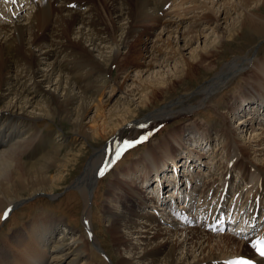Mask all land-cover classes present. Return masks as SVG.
<instances>
[{
    "label": "bare ground",
    "instance_id": "obj_1",
    "mask_svg": "<svg viewBox=\"0 0 264 264\" xmlns=\"http://www.w3.org/2000/svg\"><path fill=\"white\" fill-rule=\"evenodd\" d=\"M239 1L242 6L237 0H202L200 7L189 1L190 7L181 9L185 0H0V225L13 208L36 194L52 197L56 187L65 181L62 168L68 170L71 158L62 154L61 130L43 133L35 122L38 118H60L61 125L69 124L75 137L98 143L104 134L131 121L129 118L135 113L131 105L105 111L106 102L101 98L105 89L107 93L122 89L126 78L112 81V67L119 75L135 66L146 71L154 64L161 68L169 61L162 60V54L170 56V60L178 55L183 58L178 44L183 39L184 45L193 39L199 41L209 26L228 18L231 7L241 6L245 11L239 25L241 31L247 29L256 37H263L264 16L260 9H264V0L260 7H251V0ZM170 2L175 3L165 12ZM171 13L182 14L183 19L177 16L178 20H173ZM188 13H194L193 19ZM183 24L186 28L180 31L182 38L175 36L176 28ZM142 27L151 29L147 35L154 37L155 42L166 43V47L149 48L143 42L144 48L138 49L131 37H140ZM216 36L213 44L207 43L209 49L193 57L192 61L197 62L189 63L184 58L183 68L175 76L193 75L200 67L196 65L198 61L215 55L223 42L222 36ZM234 36L236 31L230 32L227 40ZM123 48L127 51L121 54ZM148 57L151 59L147 61ZM235 75L242 77L239 91L222 109L211 104L213 92ZM167 80L162 78L157 84L148 81L150 86L147 84L140 94L138 107L149 102L147 86L154 90L164 88ZM198 93L203 94V105L215 108L220 118L218 127L191 121L172 128L109 181L102 211L110 219L108 233L115 250L114 261L93 234L89 215L94 185L101 171L104 174L113 169L120 152L116 138L94 150L82 174L71 185L84 198L85 232L72 230L71 240L59 239L56 234L63 220L39 211L10 236L2 237L0 264H98L96 259H103L102 253L111 264H225L233 255H252L253 241L264 235L263 110L259 113L264 109V59L253 55L226 63ZM178 102L183 103L182 111L190 113L195 108ZM251 107L255 114L239 120L237 124L242 126L235 127L227 120V113L245 117L249 115L245 109ZM92 109L97 116L91 124L85 123ZM173 112L172 104H165L144 116L139 124ZM236 130L240 134L249 130L246 141L236 136ZM213 140L223 142L220 150L225 153V164H213V171L222 168L220 180L214 177L206 181L199 172H189L184 188L188 191L169 194L176 198L173 206L141 190L152 176L156 184L166 185L169 176L179 181V154L182 165L203 163V147L209 146L212 151ZM78 162L76 158L75 166ZM171 164L177 170L171 169ZM53 168L55 175L50 173ZM259 214L262 225L257 219ZM234 220L236 228L230 229ZM212 223L214 226L208 228ZM223 225H229L228 231L233 235L214 236L212 232L220 233Z\"/></svg>",
    "mask_w": 264,
    "mask_h": 264
},
{
    "label": "rangeland",
    "instance_id": "obj_2",
    "mask_svg": "<svg viewBox=\"0 0 264 264\" xmlns=\"http://www.w3.org/2000/svg\"><path fill=\"white\" fill-rule=\"evenodd\" d=\"M189 1L195 2V5H197L196 7H200V2L202 0H185V4L181 7V9L190 7ZM237 2H239L242 6V3L239 0H237ZM262 2L263 0H251L250 6L260 7ZM174 3L170 2L169 6L167 7V10L165 8V12L170 11ZM241 6L234 8L231 7L228 18L225 21L223 19L220 20L218 25L212 24L211 26H209L206 30V33H202L203 36L199 38V41H195L193 39L188 45H184L183 39V42H180V44H178L181 45L180 49L182 51L181 53L183 54V58H180V55H178L176 56V58L175 56H173L172 58L175 59L170 60V56L164 57V54H162V57L160 58L162 60L164 58H168L169 61L163 63L161 68L158 64H154V66H152L151 68H149V70L146 71L145 68L143 70V67L141 68L135 66L129 69L128 72H124L122 70L119 75L117 70H114L112 67V70L110 71V78L112 79V81L117 80L119 82H122L125 76L126 78L125 84H123L122 89H117L112 93H107V90L105 89L104 95L101 97L106 102L104 107L105 111L112 109H122L127 105H131L135 113L132 115L131 118H129L131 121H129L127 124L117 130L114 129L111 133L104 134V137L98 143H94V140L91 139L75 137L73 135L74 133L70 131L71 127L69 124H65L62 121L63 125H61L60 118H38L35 122L38 126V129H41L43 133H56L58 130H61V135L65 140H63L62 142L61 150L62 154H65L66 156L68 155L71 158L69 159V168L68 170L62 168L63 175L65 176V181L58 187H56L55 191H53L54 195L52 197L42 193L36 194L35 196L23 202L20 206L13 208L9 212V214L5 217L2 224L0 225V246L2 237L10 236L15 230H17L21 226L22 223L30 221L39 211L47 212L49 214L54 215L56 218H60L61 220H63V226L58 230L56 234V237L59 239L68 238V240H71L72 238L69 234L72 232V230L85 232V227L82 224L84 198L80 190H78L77 188H72L71 185L73 181H75L82 174L84 167L90 159L91 155L93 154L94 150L104 148L112 139L116 138V143L119 144V147L121 148L120 152L113 162V169H109V172L100 175L98 177L97 184L94 185L93 194L91 195L92 212H90L89 215L91 219L93 234L95 235L97 241L103 248L102 250H104V253L108 255L110 260L114 261L113 256L115 255V250L108 233V221L110 219H108L105 213L102 211V206L106 201V192L109 181L115 177L116 173L121 170L123 171L124 167L128 165V163L130 164L133 160H135V158L140 157L144 153V151L148 147H150V145L152 146L156 142H158L159 138L167 134L172 128L182 127L183 125L191 121H197L202 125L206 124L211 128L218 127V125L220 124V118H218L213 105H211L212 107H207L203 105V94L198 93L200 88L204 87L207 82L212 80L214 74H216V72H218L222 66H224L226 63L231 62L234 59H244L245 57H251L253 55H255L256 57H262L264 59V36L258 38L255 36V34H252V32L247 29H244L243 31L240 30L239 25L244 20L245 13ZM261 9V14L264 16V9ZM18 12L19 11H16V13ZM22 14H24V12ZM159 14L163 15L161 12ZM191 14L194 13H188L187 16L190 15L193 19V15ZM169 16H171L173 20L177 19V16L178 19H183L182 14L171 13ZM169 16H167L166 18H168ZM175 25L176 24H174V26ZM184 28H186V24L177 27L176 29L178 31L177 33H175V36L181 37L180 31L184 30ZM140 31L142 33L140 37L137 38V34L134 37H131V41L137 43L138 49L139 47H141L140 50L144 48L143 46L145 45L143 44V42L148 43L147 46L149 48H151V46L153 45H156L161 48L166 47V43L164 45L163 42H155L154 37H149L147 35V33L151 32V29H149L148 27H146L145 29L144 27H142ZM158 31H160V28H158ZM232 31H236L237 36H234L233 38L227 40L229 33ZM216 35L220 37L222 36L221 38L223 39V42L218 47V50L214 52L215 55H213L209 59H206L204 62L198 61L199 63H196V65L200 67H197L193 75L185 76L183 74L182 76L180 75L176 77V72L183 68L182 65L184 63V58L189 63L197 62V60H192L196 56H199L201 52L205 51L206 48H210L209 46L213 44V38H217ZM207 43L209 44V46ZM126 51L127 48L121 49V54L126 53ZM145 54L146 53H143V55ZM151 58H153V56H151ZM151 58L148 57L146 60L148 61ZM245 65L247 66V63H244V66ZM249 71L250 70H247V72ZM240 76L241 75H235L234 77H232L231 80H229L227 84L217 88L216 91L213 92L211 104H214V106H217L222 109L224 105H226L232 99V96H234L235 93L239 91V88L241 87L240 85L243 84V81L241 80L242 77ZM162 78H168V82L164 86V88H155L154 90V88L149 87L150 84L148 81H150L151 84H157L161 81ZM147 84L149 86H147L148 91H146V94L149 98V102L146 104V106H142L139 108L137 104L140 100V94L142 93L144 88H146ZM158 87H160V85H158ZM178 101H184V104L188 105L189 107L191 106L195 108L190 113L185 110L182 111L181 106L183 105V103L179 104ZM165 104H172L174 110L172 114L167 115V117L165 118H158L156 120H153L145 125L139 124L144 116L150 115L153 111L159 109ZM253 107L256 108V105ZM251 109L252 107L250 109H245L246 111H249V115H246L245 117V114L234 115L233 113H230L228 115L227 113V120L231 121V124L233 126L239 127L241 125V123L237 124L239 120H241L242 118H248L247 116L251 117V114H255L253 113L254 111H252ZM262 110L263 109H261L259 113H261ZM95 116H97L96 111L95 109H92L86 116L84 122H89L91 124L92 122L90 121H92ZM145 118L146 117H144V119ZM251 122L252 121L249 120V122L247 123L250 125ZM255 124H257L256 120ZM255 126L257 127V125ZM248 131L249 130L240 134L239 131L236 130L235 134L240 140L246 141L245 138L249 136ZM239 135H243L244 137H240ZM143 137H147V139H142ZM222 143L223 142L219 140H213L211 142V147H213L212 151H209V146L205 148L203 147V150L206 151L205 157L201 159L203 163L198 164L199 162H194L195 165L192 164V166H185V169H187L186 172L189 173L191 169V173L194 174L196 172H199L201 178H203L204 180H208L211 178L213 179L214 177L216 178V180H220V172L222 168L219 171H213V164L216 165L221 162L220 166H222V163L225 164L226 162L225 153L223 150H220ZM70 150L75 151L74 154H72ZM73 156H76L77 160H79L76 166V158H73ZM180 156L182 155L179 154V157L176 160L180 161L181 164L183 159ZM204 160L210 162L204 164V162H206ZM171 166L172 164L170 165V167ZM196 168L199 170H196ZM182 169L183 167L180 166V171ZM50 173L55 175V169H51ZM167 177L163 178V180L167 179ZM169 178L171 177L169 176ZM189 178L190 176L188 177V179ZM180 179L182 181L185 179L184 174H180ZM177 185L178 184H176V186L173 188L171 194L175 191H177L178 193V191L180 192V190H183V192L188 191V188L187 191H185L184 188H179L178 190ZM169 187H166L165 189ZM156 188V185L154 186V184H149L147 187H143L142 190L145 192V195L153 196V193L151 192H154L156 194ZM163 197L164 196H162L161 198ZM163 199L166 200L165 198ZM260 213H263V210ZM261 218L262 217L259 214L257 216V219ZM228 228L229 225H227V230ZM224 232L225 233L217 232L212 234H215L216 236L229 235L227 234L228 232L226 233V230ZM231 233L233 232H230V235H233ZM216 240L218 241V238ZM102 255L104 258L100 259V261L96 259V262L98 264H111L108 262L107 257L103 253Z\"/></svg>",
    "mask_w": 264,
    "mask_h": 264
},
{
    "label": "snow or ice",
    "instance_id": "obj_3",
    "mask_svg": "<svg viewBox=\"0 0 264 264\" xmlns=\"http://www.w3.org/2000/svg\"><path fill=\"white\" fill-rule=\"evenodd\" d=\"M142 139H147V137H143ZM139 142V141H136ZM103 174V171H101V175ZM7 215V213H5ZM256 250L261 255L264 256V242L258 241L256 244ZM228 264H251L249 261H235V262H228Z\"/></svg>",
    "mask_w": 264,
    "mask_h": 264
}]
</instances>
